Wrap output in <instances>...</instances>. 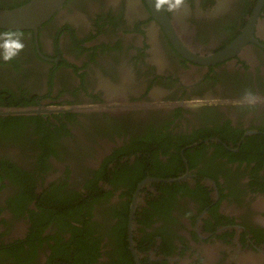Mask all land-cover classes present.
I'll return each mask as SVG.
<instances>
[{"label":"flooded vegetation","instance_id":"obj_1","mask_svg":"<svg viewBox=\"0 0 264 264\" xmlns=\"http://www.w3.org/2000/svg\"><path fill=\"white\" fill-rule=\"evenodd\" d=\"M9 30L0 264H264V106H236L264 96V0H65Z\"/></svg>","mask_w":264,"mask_h":264},{"label":"clouds","instance_id":"obj_2","mask_svg":"<svg viewBox=\"0 0 264 264\" xmlns=\"http://www.w3.org/2000/svg\"><path fill=\"white\" fill-rule=\"evenodd\" d=\"M187 4V0H154V7L157 12L164 11L173 13L181 11ZM26 45L23 42V33L18 31L0 32V59L5 63L14 60ZM186 106L191 109H198L205 106L204 101L200 99H192L185 102ZM210 106V105H209ZM236 106L256 110L260 106H264V96L256 94L251 89H245Z\"/></svg>","mask_w":264,"mask_h":264},{"label":"water","instance_id":"obj_3","mask_svg":"<svg viewBox=\"0 0 264 264\" xmlns=\"http://www.w3.org/2000/svg\"><path fill=\"white\" fill-rule=\"evenodd\" d=\"M65 0H30L26 4L0 9V28L29 29L36 28L55 13Z\"/></svg>","mask_w":264,"mask_h":264}]
</instances>
